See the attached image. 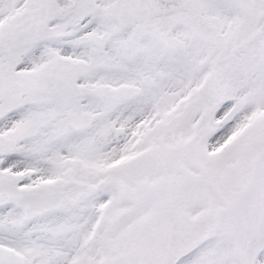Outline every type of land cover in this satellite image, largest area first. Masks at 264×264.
Listing matches in <instances>:
<instances>
[{
  "label": "snow or ice",
  "instance_id": "1",
  "mask_svg": "<svg viewBox=\"0 0 264 264\" xmlns=\"http://www.w3.org/2000/svg\"><path fill=\"white\" fill-rule=\"evenodd\" d=\"M0 264H264V0H0Z\"/></svg>",
  "mask_w": 264,
  "mask_h": 264
}]
</instances>
